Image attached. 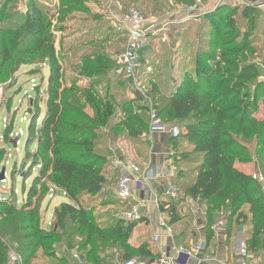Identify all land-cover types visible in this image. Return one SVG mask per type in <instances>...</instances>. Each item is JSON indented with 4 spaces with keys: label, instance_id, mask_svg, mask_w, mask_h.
<instances>
[{
    "label": "trees",
    "instance_id": "trees-1",
    "mask_svg": "<svg viewBox=\"0 0 264 264\" xmlns=\"http://www.w3.org/2000/svg\"><path fill=\"white\" fill-rule=\"evenodd\" d=\"M175 1L184 7L193 2ZM0 5L3 7V2ZM63 7L71 9L66 3ZM239 7H244L243 17L249 23L243 35L238 33L235 19ZM255 9L248 5L223 6L188 20L180 31L182 81L164 91L152 76L155 83L151 81L149 96L165 124L178 123L183 128L178 126L180 135L168 139L174 148L187 145L190 149L183 159L175 160L176 164L195 167L191 175L183 174L181 168L169 178L180 198H160V211L167 216L168 225L185 219L182 211L189 199L204 207L207 246L214 238L211 226L224 216L225 237L242 234L251 255L260 256L264 255V186L236 168L238 164L254 163L264 177V72L249 64L246 56L252 55L250 38L264 23V17L253 15ZM51 13L44 2L36 0H30L22 19L5 16V9H0V77L15 54L20 55L23 66L36 64L31 76L38 74L41 64L49 70L47 113L40 126L36 127L32 118L28 128L29 151L33 145L38 151L25 162L32 163L38 175L23 203L0 199V264H8L9 247L15 248L22 264H36L39 253L45 257L55 243L63 238L70 243V237L76 234L81 238L78 251L89 264H114L119 257L130 260L135 256L156 260L160 253L148 238L132 244L133 232L140 223L126 222L118 215L97 220L90 212L93 201L120 212L117 214L134 205L118 199L115 191L110 197L109 181L116 180L115 190L121 176L112 168L111 143L113 136H123L142 146V137L149 132L148 106L138 94L129 97L125 74L115 57L101 49L82 58L77 66L78 78L70 81L62 66L63 49L57 52L45 36ZM203 19L215 25L214 34L212 27L209 36L215 38L206 40L207 48L214 52L202 47L192 54L189 37L196 29L202 30ZM104 26L107 36L103 44L125 45L126 38L112 30L108 20ZM38 55L41 59L35 62ZM80 78L90 80L86 88L78 86ZM140 158L139 163H148V158ZM51 187L68 202L54 209V223L48 229L42 227L40 203L49 196ZM85 197L90 200L84 201ZM69 246L72 248L71 243ZM50 259L54 260L52 264H70L66 257Z\"/></svg>",
    "mask_w": 264,
    "mask_h": 264
},
{
    "label": "rangeland",
    "instance_id": "rangeland-1",
    "mask_svg": "<svg viewBox=\"0 0 264 264\" xmlns=\"http://www.w3.org/2000/svg\"><path fill=\"white\" fill-rule=\"evenodd\" d=\"M0 1L3 2L4 6L2 7L0 5V9H5V16L8 15L10 17L22 19V17L25 15L22 10H20L21 0H12V2L10 3H8V0ZM44 2L45 6L51 10V14L53 17L51 20V26L46 31L45 36H47V38L51 40L53 44L56 45V48L60 47V49H63L64 61L62 62V66L65 76L70 78V81H73V79L78 78L76 75H74V71L76 69H74L73 64L76 62L77 58L82 53H99L101 49L103 50V53L108 54L112 51L114 52L118 48V46L115 45H112L111 47L108 44H103V41L107 36V32L105 31L107 28L102 27V22H104V20H106V18L108 17H106L105 14V8L107 5L113 3L118 6H121L120 8L124 10L126 9L124 8V6L138 8L150 21L156 19L162 21L165 14L175 15V19L177 20L179 16L176 13H180L179 10L182 6L181 4H178L175 0H140L139 2H129L128 0H45ZM171 2H173L172 5H170ZM208 2H210V0L203 1V3ZM65 3L68 4V6H71V9L68 10L66 7H63V4ZM109 6L112 7V4H110ZM243 8L244 7L237 8V12L235 13V19L238 23L239 28L238 33L241 35H243L245 30L249 28L248 20L244 19L243 17ZM210 9L211 7L208 8L207 11H209ZM254 14H256L259 19L261 17H264V12L258 8L254 10L253 15ZM203 21V26L202 24L200 25V28L202 30L200 31V29H196L197 31H194L189 37L191 40L190 44L192 54H195L196 51H198L202 47V50L204 49L210 52H214V49L207 48L208 41L206 40H213L215 38L214 35L212 36V39L209 38V36L212 35V27L214 34L215 25H213V23L211 25L209 21L206 22L204 19ZM151 23L156 22L151 21ZM111 27L112 30L115 31L114 26ZM258 28H260L259 31H255L252 35V38H250L252 55L246 54V56L249 58L248 63L256 65L259 68L260 72L263 73L264 23L258 25ZM203 30H207V33H203ZM97 32L98 34H96ZM171 35L172 38L170 41V50H172L173 52L176 49L175 43L179 40H183V38L180 37V30L172 32ZM83 37L85 38V42H90L92 40L93 42L91 44H85L83 48L75 47L76 51L66 58L67 46L72 45L70 43L74 41H76L78 44L81 38ZM155 38L149 39V47H151V51L150 53H148V55H152V52H154V50L158 51V57L155 54L153 55V57L156 56L157 58H159L160 61H156V68L154 71H156V76L159 77V73L162 71V69H165L166 78L163 84H167L169 82L168 77L170 76L172 71L179 70L177 65L179 58L177 57V54L174 56V52L171 53V51H169V48L165 45V43L158 41V43L154 44ZM69 47L71 48V46ZM40 59L41 55H38L35 59V62H38ZM173 62H175V64H173ZM31 63L32 62H29L28 64L32 65ZM32 66H36V64ZM28 68V66H23V61L21 60L20 55L15 54L13 56V60L6 66L3 71L4 73L0 77V85L4 89L6 100L5 105L3 107H0V174L3 169L6 170L5 179L3 181H0V199L8 198V200H15L17 204L23 203L26 200L27 192L32 186L33 179L35 176L38 175V171L33 168V164L26 163L38 151L36 145H33L31 147V151H29L30 145L28 146V128L31 124L32 118L35 119L36 127L40 126L43 123V118L47 113V100L49 90L48 78L46 76L44 77V72L46 71V75L48 73L47 68L43 64L39 65L40 71L37 75H35L36 79H38L39 81H36L37 83H35L36 85L34 87V82L31 83L30 81V77L32 76L29 75L30 73H28ZM42 77H44L43 80H41ZM261 80L264 79L261 78ZM177 82L178 81H176V83ZM104 87L105 86L103 85L100 90H103ZM31 108L34 109L31 110ZM166 125L173 126L172 124ZM174 125L181 127V130L183 131V128L180 124L175 123ZM33 137L35 138L36 136L34 135ZM142 139L145 142H143L142 146H133L139 156H144L145 158L149 159V154H151V148L155 149L156 147L162 149L161 146L163 145V147H167L168 149V151H165L163 153V156H165V158L167 159L171 158V164H173L174 168L177 170V173L181 168H183L184 170L183 174L190 173V170H192V168H195L194 166L183 167V165L176 164L178 158L183 159V156L190 150L187 145H181L180 147L174 148L171 144H168V138H164L163 141H160L155 136L148 138L146 135H144ZM32 142L33 141H31V143ZM119 144H121L122 147L126 149L132 147L128 142L124 141L120 142ZM117 148L119 149V147ZM131 153L133 154V158H135L136 156L134 155V152L131 151ZM128 155L131 156L130 154ZM129 156L127 157L130 158ZM236 168L239 171L243 170L247 172V174L249 175L256 172L261 173L259 171V167L254 163L248 165L238 164ZM165 170L167 171V173L169 172V168L166 167ZM191 174L192 173H190L189 175ZM115 181L116 180L109 181V189H111V198L112 195H114L113 185ZM156 189L157 188L155 187L154 190ZM87 200H90V198L85 197L84 201ZM66 202H68V200L64 196H62L60 192L57 193V195H55L53 199H50L47 195L43 197L40 203V215L42 218L41 223L43 228H51V225H53L54 223V209L60 206V204ZM195 204L193 203L191 207H194ZM191 211L192 210L189 206L184 208L182 211L185 216L186 214L188 215V218H186V220L184 219L185 221H183L181 226H184L186 224L189 229L194 228V221L192 218ZM90 212H92V214L96 217L97 220H100L105 216H107V220H109L112 216L116 217L117 215H119L117 213H120L118 211H115V209L110 208L109 206L102 205L100 201H93L91 203ZM138 227L139 226H137L136 229ZM139 236V231L138 233L133 235L135 240ZM143 237L147 238L146 235H143ZM199 239L200 237L196 236L195 234L191 236V240L194 241V243H196V241L198 242ZM68 240L69 239L67 238H63L57 244L55 243L52 249H50L47 254L44 253L45 257H42V254L39 253V258L37 259L36 264L54 263V260L50 259L51 256H54L55 258L66 257L70 264H74L71 261L70 252L75 249L80 250L79 242L81 238L79 234L70 237V243L72 244V248H70V243H68ZM149 241H151V239ZM150 244L152 245V243ZM134 258L139 259L138 256H135Z\"/></svg>",
    "mask_w": 264,
    "mask_h": 264
},
{
    "label": "built area",
    "instance_id": "built-area-1",
    "mask_svg": "<svg viewBox=\"0 0 264 264\" xmlns=\"http://www.w3.org/2000/svg\"><path fill=\"white\" fill-rule=\"evenodd\" d=\"M44 2L45 0H36ZM30 0H21L20 10L27 14ZM45 3V2H44ZM213 10L223 6L235 7L240 5L254 6L264 11V0H211ZM208 5L202 0H193L191 5L185 6L181 13L184 14L185 20L197 19L207 14ZM110 16L114 21L115 32L126 38V43L116 57L115 61L125 74V79L129 81L130 89L135 94L141 96L148 106L149 116V132L150 137L164 135L168 137H178L181 130L178 126L166 125L158 111L153 107L149 92L152 89L153 67L150 62L144 58V52L148 49L151 38H155L159 34L158 25L151 23L144 13L135 7H129L125 10L117 9L114 6L110 7ZM171 24V23H170ZM173 24V23H172ZM45 66V65H44ZM5 93L0 85V107L5 105ZM6 122V120H5ZM112 168L120 172V178L116 183L115 194L121 201L136 202L131 206L130 210L119 214L117 217L126 222L143 223L144 211L142 203L137 199V194L141 193L144 188H151L155 180H159L160 184L157 187L155 194V204L158 215L159 225L167 230V222L165 214L160 211V198H170L178 200L180 198L179 191L169 181H166V174L159 168L150 167L149 164H141L130 160L122 159L114 150L112 159ZM253 179L257 180L264 186V177L261 173L252 174ZM153 188V187H152ZM152 190V189H151ZM159 192V193H158ZM57 193L55 188H50L49 197L52 199ZM159 194L161 197H159ZM147 195V194H146ZM145 195V197H146ZM205 218V217H204ZM200 228H206V221ZM214 236L222 237L227 230V221L224 216L220 217L210 228ZM160 240L159 236L153 237V244H157ZM208 246L204 241L188 245L173 246L170 250H165L156 260H141L133 258L124 260L120 257L114 261V264H189L195 262L215 263L208 250ZM233 252L240 259V264H256L252 262V255L248 250L246 242L241 234L236 238L233 246ZM8 264H22L21 258L15 248L9 247ZM71 261L74 264H89L85 257L78 250L70 252ZM153 261V263H150Z\"/></svg>",
    "mask_w": 264,
    "mask_h": 264
},
{
    "label": "crops",
    "instance_id": "crops-1",
    "mask_svg": "<svg viewBox=\"0 0 264 264\" xmlns=\"http://www.w3.org/2000/svg\"><path fill=\"white\" fill-rule=\"evenodd\" d=\"M110 4H112V6H114L117 9H120V7H121V6H118V5L113 4V3H110ZM172 4H173V2L170 3V5H172ZM206 4L208 5L209 8L211 7V9L209 11H206V12L209 13V12L213 11V7L211 6L210 2H208ZM109 5H107L106 8H105V14H106V17L107 16L108 17L106 18V20H104V22H102V27L103 28L105 27L104 24L107 22V20L110 22V26H114V21L112 20V17L110 16V6ZM183 8H184V5H182L180 7V10H179L180 13H176L175 12L179 16V18L177 20L175 19V15H172V14H165V16H164L162 21L157 20V19L156 20H151V21L156 22V24L158 25V30H159L158 36L154 39V44L158 43V41H161V42L165 43V45L169 48V51H171V53L174 52L173 53L174 56L177 54V57L179 58L178 62H177L179 70L172 71V73L168 77L169 82L167 84L166 83L163 84L164 80L166 78L165 77L166 70L162 69V71L159 73V77L156 76V74H155L156 71H154L155 68H156L155 67L156 61L160 62L159 58H157L158 54H159L158 51L154 50V52H152L153 53L152 55H148V53H150V51H151V47H149L144 52V58L147 61H149V62L151 61L150 63L152 64V67H153V76H154V79H155L156 83L160 82V88L163 89L164 91H167L165 89L172 90V89L176 88L180 84V82L182 81V78H183V74H182V72L180 70L181 69L180 68V63H181V57H180L181 56V52H180L181 41L179 40V41H177L175 43L176 49L173 52H172V50H170V48H171L170 41H171V38H172L171 33L175 32L176 30L177 31L178 30L181 31L182 28L185 26V24L188 22L187 20L184 19V14L181 13V10ZM196 22H200V20H198ZM96 34H98V32ZM120 37H122V36H120ZM120 37H119V39H120ZM122 38H124V37H122ZM87 43L88 42H85V38L84 37L81 38V40L79 41L78 44H77L76 41L71 42L70 44H72V45H68L67 46V56H66V58L68 56H70L71 54H73V52L76 51L75 47L83 48L84 45L87 44ZM108 45H110L111 47H112V45L118 46V48H117L118 50L116 49L114 52L112 51L111 52L112 54L108 53L112 57H116L120 52H122L123 47H124L123 44H119L118 42H112V43H109ZM69 46H71V48ZM55 48H56V45H55ZM56 50H57V52H59L60 51V47L56 48ZM108 52H109V50H108ZM86 54H89V53L88 52H86V53L84 52L79 57L76 56L78 58H77L76 62L73 64L74 69H76L74 71V75H76L77 66H80L81 60ZM154 54L157 57L156 56L153 57ZM173 64H175V62H173ZM25 67H27V66H25ZM28 67L29 68L27 70H28V73H30L31 71L35 70L36 66H32V67L28 66ZM47 72H48L47 75H46V71L44 72V77L46 76L48 78V76H49L48 75L49 74L48 68H47ZM32 77H30V79H31L30 81H31V83L34 82V85H33V87H34L36 85L35 83H37L36 81H39V80L36 79L35 76H32ZM42 79H43V77H42ZM176 81H178V82L176 83ZM89 82H90V80L87 79V78H80L78 80L77 84H78V86L80 85V87L86 88L89 85ZM126 86H127V89H128L129 97L133 98V96H134L133 94H135V93L132 92V90L130 89V84H128ZM87 112L90 113L89 110ZM146 136L148 138L150 137L148 134ZM155 137L158 138L160 141H163L164 138H168L169 139L168 136L166 137L164 135H158V136H155ZM112 138H113V141L111 143V147L113 148V150L116 151V153L122 159L130 160V161H133V162H139L140 159H142L138 155L137 151L134 149V147H133L134 144L130 140L126 139L123 136H121V137H119L117 139H114V136ZM122 141L128 142L132 147L128 148V149L123 148L122 145L119 144ZM116 146L119 147V149ZM161 147H162V149L161 148H156V147H155V149L151 148V154H149V159H148V163L147 164H149L150 167L159 168V169L163 170V172H165V174H166L165 175L166 176L165 180L169 181V178L176 176L177 170L174 168L173 164H171L170 159H167V158H165V156H163V153L165 151H168L167 147H163V145ZM134 150L136 151V153H135ZM131 151L134 152V155L136 156L135 158H133V154L131 153ZM128 154H130L131 156H129ZM126 155L129 156L130 158H128ZM166 167L169 168V172L168 173L165 170ZM241 172L247 174V172H245L243 170H241ZM159 184H160L159 180H155L152 183L151 188H149V187L146 188L145 187L144 190L141 193H138L137 196H136L137 199H140L138 201L142 203V206H143L142 208H143V211H144V214H145L144 215L145 222L139 224L140 228L138 227L137 229H135L134 234L138 233V231H139L140 236L136 240L133 237L132 244L133 245H138V243L140 241L148 238L149 240L151 239L150 243H152V245H154L153 244V237L154 236H159L160 240H159V242L157 244L154 245V247L161 254L165 250H170V249L173 248V246H177L178 244L176 242H178V241H179L178 242L179 245L181 243L183 245L193 244L194 241L191 240V236H193L194 234L196 236L200 237V239L198 241H204L205 240V228L204 227H202V228L199 227V226H202L205 223L204 207H203V205H200V204H197V203L195 204V202H193V201H191L189 199L186 201L184 208L189 206L190 209L192 210L191 214H192V218H193V221H194V225H193L194 228L193 229H189L186 224L184 226H181L183 221H185L186 218H188L187 214L185 216V220L183 219L181 222L176 223V224H174L172 226L168 225V219H167V216L165 215V218H166L165 221L167 222V230L163 229L159 225V222H158V219H157V217H158L157 216V209H156V204H155V196H157L155 194V192H157V189L154 190L155 187L157 188L159 186ZM113 191H115V190H113ZM145 195H146V197H145ZM159 197H161L160 194H159ZM189 202H192V203H189ZM134 203H136V202H134ZM193 203L195 205H194V207H191V205ZM143 235H146L147 238L143 237ZM238 236H239V234H237L236 236L231 237L229 239L226 238L225 235L222 236V237L214 236V238L210 241V243L208 245V248H209L208 250H209L210 255L213 258H215L216 262L215 263L214 262L213 263L207 262V263H202V264H240L239 257L236 256L234 254V252H233V246H234V243H235L236 238ZM241 236H242V234H241ZM196 243H197V241H196ZM251 258H252V262L253 263L264 264V255H260V256H255L254 255ZM189 264H197V263L191 262Z\"/></svg>",
    "mask_w": 264,
    "mask_h": 264
},
{
    "label": "water",
    "instance_id": "water-1",
    "mask_svg": "<svg viewBox=\"0 0 264 264\" xmlns=\"http://www.w3.org/2000/svg\"><path fill=\"white\" fill-rule=\"evenodd\" d=\"M5 174H6V170L3 169L1 174H0V181H3L5 179ZM150 263H153V261H151Z\"/></svg>",
    "mask_w": 264,
    "mask_h": 264
}]
</instances>
